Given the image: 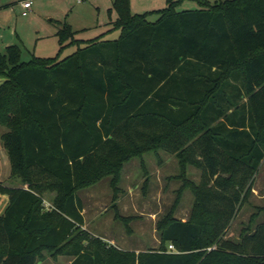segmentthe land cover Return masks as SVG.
Listing matches in <instances>:
<instances>
[{
  "label": "trees",
  "instance_id": "trees-1",
  "mask_svg": "<svg viewBox=\"0 0 264 264\" xmlns=\"http://www.w3.org/2000/svg\"><path fill=\"white\" fill-rule=\"evenodd\" d=\"M111 1L116 40L98 37L62 60L23 62L17 45L0 53L1 139L21 181L0 182V264L45 253L71 264H264V222L252 226L264 206L240 241L225 236L264 162V0H198L201 9L180 12L167 0L154 22L130 0ZM76 33L64 25L62 48ZM161 150L177 156L183 183L158 222L159 248L122 249L85 229L80 192L111 177L117 193L125 164ZM188 189L183 221L174 211Z\"/></svg>",
  "mask_w": 264,
  "mask_h": 264
},
{
  "label": "rangeland",
  "instance_id": "rangeland-1",
  "mask_svg": "<svg viewBox=\"0 0 264 264\" xmlns=\"http://www.w3.org/2000/svg\"><path fill=\"white\" fill-rule=\"evenodd\" d=\"M24 0H0V53L17 45L21 49V60L29 62L34 57L58 58L62 60L74 54L88 42L102 37L116 40L121 30L109 31L107 25L117 18L115 11L110 13L111 0H33V11L29 17L23 16L21 2ZM133 14H148L152 22L159 18L157 10L168 7L167 0H130ZM176 11L198 10L202 8L198 0H176ZM212 4L226 0H208ZM34 12V14H32ZM32 14V15H31ZM34 16V17H32ZM69 24L77 32L79 43L61 44L59 32ZM4 78H0V83ZM7 128L0 126V182L7 185H21L18 178L12 177L8 151L1 139ZM180 163L177 156L165 150L158 154L147 153L143 158H134L125 164L119 190L115 193L112 178L106 177L97 184L80 192L84 202V228L94 236L102 237L119 248L136 252L155 250L160 246L158 222L171 212L178 197L182 181ZM187 177L199 183L201 171L188 166ZM53 194H47L46 199ZM195 197L190 189L183 192L174 216L187 221L191 216ZM9 198L0 193V213L8 206ZM116 205V206H115ZM264 206V162L255 176L254 190L226 230L225 236L232 241H240L243 229L247 228L258 207ZM129 218L126 222L116 217ZM253 225L264 222L260 213ZM37 264H71V257H53L48 253Z\"/></svg>",
  "mask_w": 264,
  "mask_h": 264
},
{
  "label": "built area",
  "instance_id": "built-area-1",
  "mask_svg": "<svg viewBox=\"0 0 264 264\" xmlns=\"http://www.w3.org/2000/svg\"><path fill=\"white\" fill-rule=\"evenodd\" d=\"M83 0H79V2H81ZM34 4V1L33 0H24L22 2V7H23V16H27L29 14V11L30 9L32 8ZM169 249L172 250V251H176L175 247L173 245H170L169 246Z\"/></svg>",
  "mask_w": 264,
  "mask_h": 264
},
{
  "label": "crops",
  "instance_id": "crops-1",
  "mask_svg": "<svg viewBox=\"0 0 264 264\" xmlns=\"http://www.w3.org/2000/svg\"><path fill=\"white\" fill-rule=\"evenodd\" d=\"M22 2H23V1H22ZM22 2H21V5H20V6H21V9H22V11H23L24 9H23V7H22ZM33 7H34V4H33L32 8H31V11H33ZM32 14H34V12H33ZM32 14H31V15H32ZM25 17H29V15H27V16H25ZM32 17H34V16H32ZM253 190H254V189H253Z\"/></svg>",
  "mask_w": 264,
  "mask_h": 264
}]
</instances>
